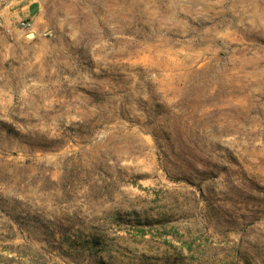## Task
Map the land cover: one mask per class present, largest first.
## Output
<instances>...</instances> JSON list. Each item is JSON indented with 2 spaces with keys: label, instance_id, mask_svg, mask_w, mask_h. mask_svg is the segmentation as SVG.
<instances>
[{
  "label": "rangeland",
  "instance_id": "obj_1",
  "mask_svg": "<svg viewBox=\"0 0 264 264\" xmlns=\"http://www.w3.org/2000/svg\"><path fill=\"white\" fill-rule=\"evenodd\" d=\"M263 29L264 0H0V264H264Z\"/></svg>",
  "mask_w": 264,
  "mask_h": 264
},
{
  "label": "built area",
  "instance_id": "obj_2",
  "mask_svg": "<svg viewBox=\"0 0 264 264\" xmlns=\"http://www.w3.org/2000/svg\"><path fill=\"white\" fill-rule=\"evenodd\" d=\"M22 24H23L24 26H28V25H30L29 22H25V21H23Z\"/></svg>",
  "mask_w": 264,
  "mask_h": 264
},
{
  "label": "bare ground",
  "instance_id": "obj_3",
  "mask_svg": "<svg viewBox=\"0 0 264 264\" xmlns=\"http://www.w3.org/2000/svg\"><path fill=\"white\" fill-rule=\"evenodd\" d=\"M239 16H241V15H239ZM236 17V16H235ZM258 19V18H257ZM253 20V19H252ZM256 21V20H255ZM254 23V22H253ZM250 24V23H249ZM259 25H261L260 23H259ZM251 26V25H250ZM263 28V27H262ZM261 29V28H260ZM262 30V29H261ZM264 30V29H263Z\"/></svg>",
  "mask_w": 264,
  "mask_h": 264
},
{
  "label": "crops",
  "instance_id": "obj_4",
  "mask_svg": "<svg viewBox=\"0 0 264 264\" xmlns=\"http://www.w3.org/2000/svg\"><path fill=\"white\" fill-rule=\"evenodd\" d=\"M31 10H30V5H29V7H28V12H30ZM27 12V11H26Z\"/></svg>",
  "mask_w": 264,
  "mask_h": 264
}]
</instances>
